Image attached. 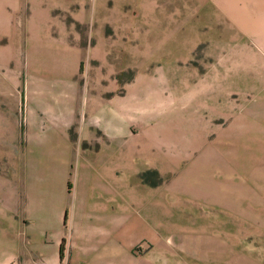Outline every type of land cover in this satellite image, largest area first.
Wrapping results in <instances>:
<instances>
[{
	"label": "rangeland",
	"instance_id": "rangeland-1",
	"mask_svg": "<svg viewBox=\"0 0 264 264\" xmlns=\"http://www.w3.org/2000/svg\"><path fill=\"white\" fill-rule=\"evenodd\" d=\"M217 9L213 0H0V109L13 111L24 127L29 103L49 112L60 104L85 130L91 104L134 94L153 104L142 113L160 112L141 118L144 126L172 118L181 124L201 112L225 128L253 101L259 79L247 65L261 61L252 37ZM214 14L221 16L215 24L208 18ZM128 128L141 133L134 121ZM188 164L182 158L163 170L141 160L127 173L128 221L153 230L136 256L145 264H264V235L253 232L260 221L166 189ZM218 239L236 252L235 261L222 260L220 251L222 262L216 260Z\"/></svg>",
	"mask_w": 264,
	"mask_h": 264
},
{
	"label": "crops",
	"instance_id": "crops-1",
	"mask_svg": "<svg viewBox=\"0 0 264 264\" xmlns=\"http://www.w3.org/2000/svg\"><path fill=\"white\" fill-rule=\"evenodd\" d=\"M213 2L252 37L258 48L252 54L261 61L247 65L259 79L253 101L225 128L201 112L181 124L172 118L144 126L143 118L157 119L160 112L142 113L153 104L134 94L91 104L85 130L77 127L74 110L60 104L49 112L29 103L24 127L13 111L0 109V264H145L136 248L152 242L153 230L128 221L126 200L127 173L141 160L167 170L188 158L166 189L260 221L262 229L253 232L264 235V0ZM208 12L203 8L205 20ZM220 17L208 16L213 24ZM232 41L233 35L224 36L222 45ZM131 121L140 135L129 132ZM217 241L216 260L235 261L231 246Z\"/></svg>",
	"mask_w": 264,
	"mask_h": 264
},
{
	"label": "trees",
	"instance_id": "trees-1",
	"mask_svg": "<svg viewBox=\"0 0 264 264\" xmlns=\"http://www.w3.org/2000/svg\"><path fill=\"white\" fill-rule=\"evenodd\" d=\"M156 184V183H153V185ZM62 253V252H61Z\"/></svg>",
	"mask_w": 264,
	"mask_h": 264
}]
</instances>
